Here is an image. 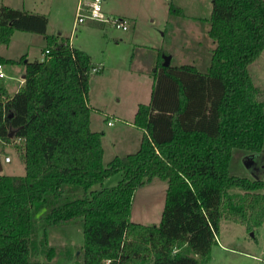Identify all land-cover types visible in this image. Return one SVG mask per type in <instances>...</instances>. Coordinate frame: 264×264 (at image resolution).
Wrapping results in <instances>:
<instances>
[{"label": "trees", "instance_id": "1", "mask_svg": "<svg viewBox=\"0 0 264 264\" xmlns=\"http://www.w3.org/2000/svg\"><path fill=\"white\" fill-rule=\"evenodd\" d=\"M169 11L182 14L173 2ZM205 20L214 43L206 70L164 65L169 53L158 47L149 100L131 121L139 145L104 163L88 103L103 66L47 33L44 13L0 6V44L16 30L45 41L40 59L19 58L21 86L0 93V151L15 144L25 169L0 173V264L60 255L66 245L49 244L47 230L74 221L83 224L82 264H207L221 219L252 232L264 224V102L250 71L264 49V0H212ZM15 61L0 55L2 66ZM153 179L166 183L159 223L131 220L136 189Z\"/></svg>", "mask_w": 264, "mask_h": 264}, {"label": "rangeland", "instance_id": "2", "mask_svg": "<svg viewBox=\"0 0 264 264\" xmlns=\"http://www.w3.org/2000/svg\"><path fill=\"white\" fill-rule=\"evenodd\" d=\"M170 2L180 7L182 14L170 13ZM74 3L75 0H0V6L3 4L44 13L48 17L49 32L69 38L72 45L86 50L94 61L104 65V77L96 74L90 79L88 103L91 106V129L103 132V162L107 163L114 155L137 149L131 144L137 131L133 132L135 129L130 122L137 104L149 100L153 84L149 65L152 59L156 60L158 47L165 48L172 55V64L192 63L198 69L206 70L214 47L207 34L208 22L205 20L210 17L212 0H141L135 12V30L132 25L122 30L85 21L72 31ZM42 36L16 30L8 44H0V52L16 60L3 64L5 77L0 78V93L5 90L11 94L18 85L17 79H21L19 75L24 70V64L19 60L21 56L25 55L28 60L41 58L44 45ZM144 70L148 73H141ZM260 99L264 102L263 97ZM101 103H106V107L103 108ZM111 113L115 119L112 117L113 125H108L105 115L111 116ZM136 136L140 137V134ZM6 155L10 161H4ZM240 160L238 167H241ZM0 165V173L24 174V161L15 144H8L0 151ZM239 171L243 175L249 174L248 170ZM120 178L121 173L118 172L108 177L104 185H115ZM95 188H99V185ZM165 188L166 183L158 179L138 187L132 199L131 220L158 224ZM41 234L42 228L38 229L36 236L39 238ZM47 239L51 245H66L64 252L47 260L45 252L39 250L37 254H32L34 264L36 260L44 261L43 264H82L81 221L48 228ZM216 240L212 249L213 259L209 264H264V225L252 232L239 223L223 218Z\"/></svg>", "mask_w": 264, "mask_h": 264}, {"label": "crops", "instance_id": "3", "mask_svg": "<svg viewBox=\"0 0 264 264\" xmlns=\"http://www.w3.org/2000/svg\"><path fill=\"white\" fill-rule=\"evenodd\" d=\"M88 1H90V0H75V3H74L75 4V14H76L77 4L79 2H81V3H87ZM140 1L141 0H109V1L108 0H103V2H102V8H103V11L106 14H108V15H118V16H122V17L127 18L129 20V22H130L129 27L132 25V26H134L133 29L135 30V27H136V19H137L135 12H137V9H139L137 6L139 5ZM74 20H73V22H74ZM89 22H91V21H89ZM75 29L72 28V31H74ZM46 32L47 33H50V34H54V33L49 32L48 30H46ZM13 33H15V31ZM12 37H13V34H12ZM42 39H43V42L45 44L44 38H42ZM163 49H165V48H163ZM0 55H2L4 58L14 59L12 57H7V55H5L2 52H0ZM169 55H170V53H169ZM156 58H157V55H156ZM171 60H172V55H170V63H172ZM155 61L153 59H152V61H150V65H149V66H151L150 68H152V66L155 64ZM254 62H255V64H254ZM99 63H101V62H99ZM253 64H254V66H253ZM101 65L103 66L102 72L101 73H98L97 75H99V77H102L103 78L104 75H105V72H104L105 69H104V65L102 63H101ZM107 71L108 70L106 69V72ZM250 71H251V75H252V78H253L254 83L261 90V98L262 97L264 98V49L262 50V52L260 53V55L252 62L251 67H250ZM142 72H145L146 74L148 73V71H145V70L144 71H141V73ZM23 73H24V70L21 71V74L19 75V77L21 79H19V78L17 79V80H19V83H18V85L16 87H14V89H13L14 92L21 86V84L23 82ZM110 74H111V72H110ZM93 78H94V75H93ZM5 92L8 94L7 91H5ZM101 104H103V105H101L103 108L106 107V106H104L106 103H101ZM103 113H107V111H103ZM112 114L113 113H111V116H108V118H106V119L107 120H112V117L114 118V115H112ZM130 124H132V123L130 122ZM108 125H110V124H108ZM111 125H113V124H111ZM130 126L133 129H135V130H133V132H136L137 131L135 134L136 135L137 134H140V137H141L140 130L137 129L136 127H134L133 125H130ZM136 135H135V141H131V144H133V147H136L137 148L138 145H139V142H140V137H138ZM212 249H213V247H212ZM212 249H211V258H210L209 263L213 259ZM43 263H44V261L39 260L38 263H36V264H43ZM47 263L48 262H46V264ZM149 263L150 262L147 261L145 264H149Z\"/></svg>", "mask_w": 264, "mask_h": 264}, {"label": "built area", "instance_id": "4", "mask_svg": "<svg viewBox=\"0 0 264 264\" xmlns=\"http://www.w3.org/2000/svg\"><path fill=\"white\" fill-rule=\"evenodd\" d=\"M103 0H90L87 3L79 2L76 7L75 20L73 23V29L80 23L85 21L101 22L109 25L113 28L126 30L129 28V20L125 17L118 15H108L103 11L102 8ZM3 66L0 64V77H4ZM107 124H113L112 120H108ZM9 156H4V161H9ZM107 262L109 260H106Z\"/></svg>", "mask_w": 264, "mask_h": 264}, {"label": "water", "instance_id": "5", "mask_svg": "<svg viewBox=\"0 0 264 264\" xmlns=\"http://www.w3.org/2000/svg\"><path fill=\"white\" fill-rule=\"evenodd\" d=\"M163 64L164 65H168L169 63H170V55L168 54V55H164L163 56ZM244 163H245V165L248 167V166H250V164L252 163V159H250V160H248V158H245L244 160ZM1 165H0V170H1Z\"/></svg>", "mask_w": 264, "mask_h": 264}]
</instances>
